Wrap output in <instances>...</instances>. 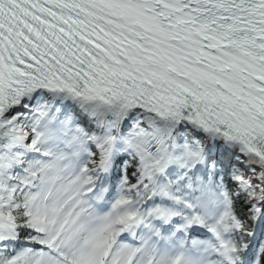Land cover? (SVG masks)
I'll list each match as a JSON object with an SVG mask.
<instances>
[{"label":"snow or ice","instance_id":"obj_1","mask_svg":"<svg viewBox=\"0 0 264 264\" xmlns=\"http://www.w3.org/2000/svg\"><path fill=\"white\" fill-rule=\"evenodd\" d=\"M0 264H264V0H0Z\"/></svg>","mask_w":264,"mask_h":264}]
</instances>
